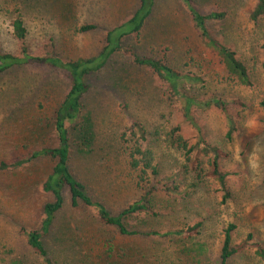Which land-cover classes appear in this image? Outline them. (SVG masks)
Returning a JSON list of instances; mask_svg holds the SVG:
<instances>
[{"label": "rangeland", "instance_id": "374dc122", "mask_svg": "<svg viewBox=\"0 0 264 264\" xmlns=\"http://www.w3.org/2000/svg\"><path fill=\"white\" fill-rule=\"evenodd\" d=\"M182 1L156 0L139 35L125 37L122 45L136 56L158 59L180 73L200 76L203 84L184 86L189 95L199 99L220 96L244 104L228 111L236 126L229 141L225 116L213 108L196 112L206 143L228 154L219 162L220 172L226 175L224 184L209 176L210 155L201 146L193 151L191 166L172 142L168 134L174 136L176 128L189 148L197 139L168 86L135 64L131 56L116 55L86 77L88 91L82 98L79 129H69L70 170L111 215L143 199L156 215H130L124 224L129 231H157L161 236L116 237L114 230L95 225V211L71 209L65 192L63 208L43 239L56 264H220L222 233L228 224L236 226L233 245L251 234L264 249V15L251 19L258 0H191L203 14L224 13L223 19L208 26L247 68L252 86L244 87L204 47ZM138 3L0 0V50L19 53L11 27L19 11L31 55L40 56L52 41L63 60L93 56L102 48L106 32L127 21ZM87 25L96 28L81 32ZM70 85L65 72L45 66H19L0 73V264H45L33 254L23 231L39 228L42 208L52 201L41 184L53 160L47 156L32 159V154L58 145L54 114ZM138 127L146 137V142L139 143L154 152L156 180L163 185L154 192L130 167V149L141 136ZM84 136L87 140L83 141ZM21 161V166L11 168ZM196 224L200 227L195 237L162 236ZM104 238L112 245L110 251L102 247ZM228 264H264V259L245 249Z\"/></svg>", "mask_w": 264, "mask_h": 264}, {"label": "trees", "instance_id": "16d2710c", "mask_svg": "<svg viewBox=\"0 0 264 264\" xmlns=\"http://www.w3.org/2000/svg\"><path fill=\"white\" fill-rule=\"evenodd\" d=\"M155 1L156 0H139L137 9L127 21L114 26L106 32L104 44L97 54L75 60H63L58 57L55 53V46L52 41H49L45 45L43 54L40 56L31 55L27 49V32L22 15L19 11L11 23L13 37L19 45V53L17 55H11L3 53L0 50V73L13 67L39 65L65 72L71 82L68 92L54 114L53 127L58 138V145L54 148L40 149L32 154V159L40 156H47L53 160L51 171L41 184L42 192L51 195L52 201L47 202L42 208V220L39 228L23 231L26 236L27 245L33 254L43 261L42 263H58L57 259L52 258L48 253L43 239L49 236L54 217L63 208L65 192L68 194L69 207L71 209H90L95 211L98 218L95 225L102 228L104 231L114 230L116 237L138 235H144L145 237L161 236L157 231H129L124 224V219L130 215L139 213L151 216L156 215L147 202H143V199L133 202L117 215H111L102 203L93 200L89 196L86 186L77 180L70 170L69 164L71 155L68 143L69 129L76 126V128L79 129L78 124L81 122L80 114L83 107L82 98L88 91L86 77L100 71L108 61L116 55L131 56L135 64L144 66L155 74L162 83L168 86L169 93L180 105V112L184 121L194 129L197 139L196 145L189 148L186 141L178 134V128H176L174 136L172 133L168 134L170 138H173L172 142H174L177 149L184 154L187 162L191 161V166L193 161H195L192 157V153H194L193 151L195 149L200 150L198 147L201 146L203 151H207L210 155L208 159L209 176L218 180L221 184H224L226 175L220 172L219 162L227 159L228 154L206 143L196 112L213 108L221 115L225 116L228 119L225 139L229 141L232 139V134L236 130V126L234 120L228 116V111L241 109L244 107V104L240 100H226L220 96L202 97V99H199L196 96L189 95L183 89L184 86L186 84L191 86L203 84V79H201L200 76L190 73H180L161 60L136 56L130 49L123 47L122 42L125 37L132 34L139 35L144 22L152 11ZM182 2L186 7L193 27L204 47L217 55L229 75L236 77L239 84L244 87H251L252 81L249 72L237 57L236 52L220 42L211 33L208 26L212 21L223 19L224 13L210 12L208 14H203L196 10L191 0H183ZM263 15L264 0H258L251 12V19L255 21ZM95 28L96 26L94 25L83 26L81 32H88ZM261 48L264 56V44ZM261 67L264 70V61ZM261 107L264 109V101L261 102ZM136 126L137 125H134V127ZM83 131L84 127H82L80 135H83ZM137 131L141 132V136L139 139L135 140V144L132 149H130V167L138 171V180L140 182L150 183L148 191L154 192L157 190L158 186H163L160 181L156 180L158 165L155 161L154 152L150 148H142V144L140 145L139 143V141L146 142V137L143 134L142 128L138 127ZM132 134L134 135L135 133ZM82 140H87V138L84 136ZM80 143H82V141H80ZM23 163V161L14 163L11 165V168L15 169ZM199 227L200 225L196 224L187 229L171 230L162 233V236L191 238L199 234ZM235 230L236 226L234 224H228L223 230L219 250L220 264H228L232 257L243 252L245 249L251 250L256 257L264 259V249L259 243L254 241L251 234L247 235L244 242L233 245L232 234ZM101 243L102 247L106 248V250L110 251L112 249V245L107 238L101 240ZM105 264L109 263L106 262Z\"/></svg>", "mask_w": 264, "mask_h": 264}]
</instances>
